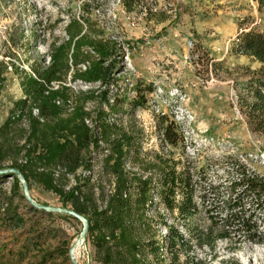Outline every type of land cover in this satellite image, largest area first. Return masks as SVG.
<instances>
[{"label":"rangeland","instance_id":"obj_1","mask_svg":"<svg viewBox=\"0 0 264 264\" xmlns=\"http://www.w3.org/2000/svg\"><path fill=\"white\" fill-rule=\"evenodd\" d=\"M74 19L81 23L80 37L85 36L87 43L109 46L112 52L107 63L117 61V69L115 82L101 87L98 82L74 79L76 70L72 68L65 81L72 97L66 111L83 105L95 127L97 112L103 109L110 123L130 131L136 141L126 159L127 171L158 180L162 158L169 167L179 163L178 171L187 170L192 176L197 211L191 219L180 218L177 211L169 214L159 199L149 211L155 241L164 248L158 258L147 253V263L170 264L168 231L164 224L157 223L158 210L165 215L166 224L180 231L192 245L189 254L180 253V263L190 259L195 264H226L230 260L264 264V209L256 208L255 197L246 196L243 187L232 189L240 182L242 171L264 176V134L250 129L246 108L241 104L247 86L262 65L233 52L242 31L264 32V12L259 11L258 3L127 0L125 5V0H0V60L12 66L0 95V127L15 104L26 98V75L33 74V68L48 66L51 46L72 43L67 29ZM84 51L88 56L78 66L81 73L100 59L99 52L89 44ZM72 54L73 49L71 64ZM106 89L110 90L108 104L100 96ZM142 95L145 106L133 107ZM33 114L37 116L36 110ZM170 123L182 138L177 147L163 136ZM20 125L28 128L25 119ZM14 137L20 144L25 143L21 132L14 133ZM92 153L93 170L100 174L102 151ZM86 172L82 167L76 176H68L67 186L77 185L87 177ZM7 176L11 174L0 180V211L11 204V214L16 210L23 223L0 221V264H42V254L61 245L69 255L55 257L47 264H74L72 250L77 264H100L92 242L87 237L81 240V221L67 214L30 212L27 199H23V187L14 190V179ZM55 177L58 181V175ZM111 180H104L106 191ZM29 191L40 205L71 210L41 185L32 183ZM240 199L245 217L254 215L256 238L233 231L230 217L237 210L229 205ZM226 231L231 238L218 239L212 249L207 235L212 233L217 239ZM37 241L41 242L38 248L33 246Z\"/></svg>","mask_w":264,"mask_h":264},{"label":"trees","instance_id":"obj_2","mask_svg":"<svg viewBox=\"0 0 264 264\" xmlns=\"http://www.w3.org/2000/svg\"><path fill=\"white\" fill-rule=\"evenodd\" d=\"M255 1L259 11L264 12V0ZM130 7L131 5L127 10ZM81 29V23L72 20L67 29L72 43L61 45L59 48L51 46L50 64L33 68V74L26 75V98L15 104L10 117L0 127V171L5 168L19 171L29 189L32 183L41 185L59 196L64 208L71 207V210L85 217L88 221L87 239L92 242L100 264H148L147 253L158 258L164 248L155 241L156 234L152 226L154 221L148 217V213L159 199L169 214L174 215L177 211L180 218L191 219L197 211L192 176L187 170L178 171L179 163L169 167L167 161L162 158L159 159L158 180L152 176L145 177L127 171L126 159L135 149L136 141L130 131L116 123H110L103 109L97 112L95 131L86 125L89 113L83 105L77 106L72 112L66 111L72 97L65 81L72 68L76 70L74 79L77 80L98 82L101 87L115 82L113 75L117 69V61L107 63L106 59L112 52L109 46L87 43L85 36L80 37ZM88 44L99 52L100 59L81 73L78 66L88 56L84 51ZM71 49L72 64L69 57ZM233 52L262 65L255 74L256 78L247 86V95L241 99V104L246 108L250 129L255 133L264 134V32L256 29L242 31L233 45ZM10 67L12 66L5 60H0V95ZM53 84H59V88L54 89ZM109 93V89L100 93L102 101L107 104ZM58 101L61 102L60 105L57 104ZM145 104L142 95L133 103V107H143ZM34 110H38L37 116L33 114ZM23 119L27 121V129L20 125ZM16 132L23 134L24 144L15 139ZM163 136L172 147H177L182 141V138L179 139L176 135L174 123L165 127ZM98 150L102 151L103 157L102 175L95 174L94 158L91 159L92 152ZM9 162L11 165L4 167ZM82 167L90 171V177L80 179L77 185L69 188L68 176H76ZM56 169L61 171L57 177L58 181L55 177ZM11 177L14 179L13 189L20 190L22 185L19 178L15 174H11ZM107 177L112 178L108 191L104 185ZM3 178L5 175H0V180ZM238 186L244 188L246 196L255 197L257 209H264V176L242 171L240 182L232 185V189L235 190ZM23 199L26 198L23 196ZM229 206L232 210H237L235 215L230 217L234 222L233 231H243L248 235L253 234L254 238L258 237L254 215L245 217L242 200H235ZM7 207L3 212L0 211V221L23 223L16 210L11 214V204H7ZM28 209L35 214H54L38 210L32 205ZM155 214L157 223L164 224L168 231L167 250L171 253L170 264H195L190 259L180 263V253L189 254L192 249L190 241L180 231L166 224L163 213L156 210ZM67 216L76 220L70 215ZM207 236L211 238L207 243L212 249L218 239L231 238L228 231L220 234L217 239L212 237V233ZM199 238L201 241L202 237ZM40 244L41 242L37 241L33 246L38 248ZM62 246L43 253L40 262L47 264L55 257H67L69 251H65L67 248ZM226 264L239 263L230 260Z\"/></svg>","mask_w":264,"mask_h":264},{"label":"water","instance_id":"obj_3","mask_svg":"<svg viewBox=\"0 0 264 264\" xmlns=\"http://www.w3.org/2000/svg\"><path fill=\"white\" fill-rule=\"evenodd\" d=\"M5 174H15L20 182H21V185L24 189V196L25 198L27 199L28 203L30 205H32L33 207H35L36 209L38 210H42V211H45L47 213H58V214H67V215H70L74 218H76L77 220L81 221L83 223V231L81 233V240H85V238L87 237V232H88V221L85 217L77 214L76 212H74L73 210H69V209H52V208H49L47 206H44V205H40L38 204L35 200H33L30 196V191H29V187H28V184L25 180V178L22 176V174L15 170V169H9L7 171H0V175H5ZM7 177H11V176H7ZM70 257L71 259L73 260V263L74 264H77L74 260H75V257H74V250H72L70 252Z\"/></svg>","mask_w":264,"mask_h":264},{"label":"built area","instance_id":"obj_4","mask_svg":"<svg viewBox=\"0 0 264 264\" xmlns=\"http://www.w3.org/2000/svg\"><path fill=\"white\" fill-rule=\"evenodd\" d=\"M50 61H51V58L48 59V65L50 64ZM84 69L86 70L87 67L84 66ZM53 86H54V89H58V88H59V84H53ZM113 102H114V101H113ZM57 104L60 105L61 102L58 101ZM36 112H37V115H38V110H36ZM86 125H87L88 127L92 128L93 130H95L94 125L91 123V121H90L89 119H86ZM58 172H59V173L61 172L60 169H59V171H57V172L55 171V173H56L55 175H58V177H59V175H60L61 173L59 174ZM86 173H87V177H85V178L90 177L91 173L88 172V171H87ZM71 187H72V186H71ZM69 188H70V187H69ZM69 188H68V189H69Z\"/></svg>","mask_w":264,"mask_h":264}]
</instances>
